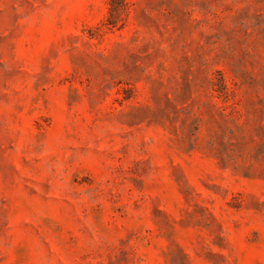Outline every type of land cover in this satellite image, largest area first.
I'll use <instances>...</instances> for the list:
<instances>
[{
    "label": "rangeland",
    "instance_id": "obj_1",
    "mask_svg": "<svg viewBox=\"0 0 264 264\" xmlns=\"http://www.w3.org/2000/svg\"><path fill=\"white\" fill-rule=\"evenodd\" d=\"M0 264H264V0H0Z\"/></svg>",
    "mask_w": 264,
    "mask_h": 264
}]
</instances>
